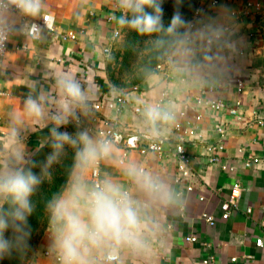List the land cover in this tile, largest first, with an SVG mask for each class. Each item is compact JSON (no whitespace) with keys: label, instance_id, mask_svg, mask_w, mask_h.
<instances>
[{"label":"crops","instance_id":"1","mask_svg":"<svg viewBox=\"0 0 264 264\" xmlns=\"http://www.w3.org/2000/svg\"><path fill=\"white\" fill-rule=\"evenodd\" d=\"M215 1H218L217 5L213 4ZM45 4V15L56 19L58 35L75 31L80 37L77 41L64 42L44 31L38 39H32L28 36L27 24L10 36L9 50L0 59V158L10 148L9 137L15 123L13 114H23L29 94L47 91L55 95L57 74H75L90 87L92 95L89 114L81 113L78 122L70 120L60 127L62 132L78 126L97 136L107 121H114L118 116L115 110L107 107L108 104L126 89L112 85L107 71L108 58L103 52L110 44L113 30L119 28L115 22L107 21L110 15L118 14L115 0H45ZM203 4L201 19L230 17L238 51L229 58L226 72L206 84L181 86L166 61L164 71L154 72V79L150 80L148 76L133 86L139 91L131 92L130 103L115 122L127 133L144 134L150 139L162 138L167 142V152L163 155L143 156L133 152L128 158L159 175L177 194L175 204L155 212L162 230L152 264H204L210 256L215 259L210 264H264V247L256 245L257 240H264V75L254 64L253 58L262 51L257 48L252 33L264 22V0H206ZM17 23L19 26L23 20L18 19ZM165 91L170 94L167 99L163 97ZM200 96L222 101L229 107L241 103L240 115L232 116L228 110L217 112L197 107L196 99ZM145 102L170 105L175 110V119L162 126L158 136L145 131L142 112H136V108L143 110ZM98 104L103 105L101 110L95 108ZM53 110L49 108V112ZM182 111L187 113L185 118L180 116ZM196 115H201L202 120L196 121ZM178 123L185 127L196 125L202 137L186 144L192 156L194 176L181 185L175 183L178 162L172 152L168 153L173 151L177 138L183 137L182 131L175 130ZM15 126L19 130L21 146L32 161L50 142L45 143V140L50 137L53 122L24 118L23 123ZM218 126L225 129L224 138L217 133ZM210 143L223 144L225 149L221 157L235 166V171L224 172L219 166L209 164L204 146ZM117 149L120 156V149ZM251 158H258L260 162L251 163ZM101 170L103 174L110 173L119 178L118 170L107 162H101ZM236 182L246 191L239 209L233 211L228 220H222L221 205L229 198ZM190 183L194 190L188 192ZM247 209L252 213L248 214ZM205 213L218 219L214 227L202 219ZM188 236H196L198 242H187ZM49 245L47 229L34 258L35 264H53L52 258L46 255Z\"/></svg>","mask_w":264,"mask_h":264},{"label":"clouds","instance_id":"2","mask_svg":"<svg viewBox=\"0 0 264 264\" xmlns=\"http://www.w3.org/2000/svg\"><path fill=\"white\" fill-rule=\"evenodd\" d=\"M115 8L118 14L113 19L119 28L154 37L148 40L150 50L168 62L181 86L206 84L224 74L229 58L238 51L228 15L194 22L186 20L178 8L165 25L162 0H115ZM45 9V0H0V46L23 30L24 24L31 27V21L46 18ZM18 19L23 20L19 26ZM154 78V73L149 75L150 80ZM55 90V95L29 94L23 114L12 117L10 148L0 158V259L28 249V220L35 208L32 197L44 181L51 180V167L66 155L67 146L74 155L66 183L45 205L53 264H152L162 230L155 212L175 204L176 192L140 162L121 158L111 139L94 136L87 129L75 134L60 131L70 120L78 122L81 113L89 114L92 95L90 87L71 72L57 74ZM24 118L53 122L45 140L50 141L52 152L39 175L31 170L15 126ZM142 118L145 131L158 136L162 126L175 119V110L145 102ZM101 162L115 167L119 178L110 173L96 175ZM9 228L10 239L4 236Z\"/></svg>","mask_w":264,"mask_h":264},{"label":"built area","instance_id":"3","mask_svg":"<svg viewBox=\"0 0 264 264\" xmlns=\"http://www.w3.org/2000/svg\"><path fill=\"white\" fill-rule=\"evenodd\" d=\"M214 5L218 4V1H215L213 3ZM202 18V12L198 11L195 17V21L201 20ZM108 22L114 23L113 15H110L107 19ZM32 25L31 27L29 24H27L28 30V36L32 39H38L44 31H47L54 35L55 37L60 38L62 41H77L80 37V33L75 31H69L66 33H63L61 35H58L56 33V19L55 17L51 15H46V18L43 16L40 20H33L30 22ZM38 25L39 27H35ZM83 31H81L82 33ZM122 33V29H114L111 36V41L108 46L103 48L104 55L108 58L113 50L114 44L119 40ZM12 35V34H11ZM10 35V36H11ZM4 42L2 46H0V59L8 52L9 50V39ZM158 71H164L163 64L158 66ZM138 87H133L130 89H123L119 97L113 101H111L107 107H109L111 110H115L117 113V117L114 121H107L103 128H101L97 136L104 137L111 139L113 143L117 146V148L120 149V157L123 159H128L129 156L133 152H139L141 155H149L151 153H155L158 155L165 154L167 145L166 140L159 138V139H150L147 135L144 134H134V133H127L120 128L117 127V124L115 121L118 122L119 115L126 109V106L130 103V94L131 92H138ZM164 99H167L170 97V94L168 91H165L163 93ZM197 107H206L211 110L220 112L223 110H228L229 113L232 116H239L240 115V107L241 103H237L234 107H229L227 104L223 103L222 101H215V100H208L204 96H200L196 99ZM97 110H101L103 108V105L98 104L95 106ZM137 113H141V108H136ZM187 115L185 111H182L180 116L184 117ZM196 121H201L202 117L201 115H196ZM175 130L180 132H183V137L177 138L178 140L175 142V146L173 151H168V153L173 154L174 158L178 162V174L175 177V183L178 185L183 184L184 181H190L193 176V168H192V156L188 153L186 144L191 141H195L196 139L201 140V136L199 134L198 128L196 125L192 126H184L181 123H178L175 125ZM217 133L221 136V138H224L225 136V129L218 126L216 128ZM150 141L147 143L146 141ZM222 142V141H221ZM205 149V158L208 160L209 164L219 166L222 171L224 172H231L235 171L236 167L230 165L227 162H224L221 155L224 151L225 147L222 143H215V144H207L204 146ZM249 162L257 164L260 162V159L254 158L250 159ZM96 175H103L101 170V163L99 164L98 170ZM194 190V187L192 183L187 185V191L191 192ZM244 186L236 182L231 190V193L229 195V198L224 201L221 205L222 209V220H228L233 213V211H236L239 209L240 202L243 197V193L245 192ZM182 194H179L181 196ZM203 200V199H202ZM248 214L252 213L251 209H247L246 211ZM202 219L209 224L211 227H214L217 224L218 219L210 214L205 213L202 216ZM186 241L189 243H197L198 238L196 236H188L186 238ZM206 246H209L208 244H205ZM257 247H264V240L259 239L256 241ZM46 255L49 256V253L47 252ZM214 257L210 256L208 259L204 261V264H210L214 261ZM236 261V259H234ZM31 264H35L34 262Z\"/></svg>","mask_w":264,"mask_h":264},{"label":"trees","instance_id":"4","mask_svg":"<svg viewBox=\"0 0 264 264\" xmlns=\"http://www.w3.org/2000/svg\"><path fill=\"white\" fill-rule=\"evenodd\" d=\"M198 1L199 0H182L180 4H177V0H162V7L164 9L163 21L165 25L170 23L172 15L178 8L183 17L186 20H189L190 15L188 14L192 13L193 8L196 6ZM146 11L151 12L152 9H146ZM129 37L130 40L125 48V73L129 74L132 72L133 65L141 59L142 61L138 65L135 72L143 69V73H141V78L143 79L147 75L154 73L156 66L162 62L163 59L158 58L156 54L150 50L148 40L154 37L141 35L136 31H134ZM145 50H148L147 55L145 54ZM128 88L129 87L126 89ZM51 152L52 149L49 142L32 159L30 167L33 173L37 175L41 173V169L46 163L47 157L51 154ZM73 155L74 154L68 153L63 156L58 163L52 165L50 170L52 174L51 180L44 181L40 185L36 194L32 197L35 208L28 220L31 235L28 240L29 247L26 252L24 254H20L14 251L11 256L0 259V264H27L31 260L33 252L36 250L39 242L48 229V217L45 211L46 202L66 183L68 171L73 163ZM8 207V205H5L6 209ZM4 236L9 239L12 237V231L10 228L5 230Z\"/></svg>","mask_w":264,"mask_h":264},{"label":"rangeland","instance_id":"5","mask_svg":"<svg viewBox=\"0 0 264 264\" xmlns=\"http://www.w3.org/2000/svg\"><path fill=\"white\" fill-rule=\"evenodd\" d=\"M206 0H199L196 6L193 8L192 13H189L190 15L189 21H194L196 14L198 11L202 12L204 4ZM261 25V26H260ZM258 26L257 31L252 32L253 37H255L254 41L257 43V48H259V51H262V53L256 57H254V64L257 65L260 68V72L264 75V22ZM134 32V30H129V29H122L121 36L119 40L116 42L110 56L108 57V62H107V70L109 73V78L110 81L112 82V85L117 87V88H127V87H132L134 85H139L141 82L147 79V77L150 75H147L143 79L141 78V73H143L142 70H135L137 69L138 65L141 63V59L138 60L137 63L133 65L132 72L129 74L125 73V65H126V46L128 41L130 40V35ZM255 49V48H254ZM256 51V49H255ZM148 50H145V54L147 55ZM166 60H163L160 62L156 68L155 72H158V66L161 64H164ZM109 68V69H108ZM77 127V128H76ZM76 129H65L63 131L69 132L71 134H75L76 131L81 130L78 126H76ZM74 154L73 150L71 148H68L66 146V155ZM47 231V230H46ZM46 233V232H45ZM43 238V237H42ZM42 241V239H41ZM41 241L39 242L36 250L33 252L31 256V260L27 264H31L34 262V258L36 257V254L39 250Z\"/></svg>","mask_w":264,"mask_h":264}]
</instances>
